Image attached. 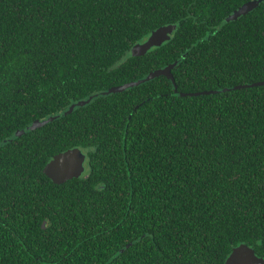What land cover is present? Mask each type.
<instances>
[{
	"label": "trees",
	"instance_id": "1",
	"mask_svg": "<svg viewBox=\"0 0 264 264\" xmlns=\"http://www.w3.org/2000/svg\"><path fill=\"white\" fill-rule=\"evenodd\" d=\"M251 1L0 0V264H226L241 244L264 258V86L233 90L264 82V0L227 22ZM177 61L175 83L15 137ZM75 148L86 173L54 183L45 167Z\"/></svg>",
	"mask_w": 264,
	"mask_h": 264
},
{
	"label": "water",
	"instance_id": "2",
	"mask_svg": "<svg viewBox=\"0 0 264 264\" xmlns=\"http://www.w3.org/2000/svg\"><path fill=\"white\" fill-rule=\"evenodd\" d=\"M260 3L261 0H256L246 3L241 8L236 10L232 15H230L227 18V22L236 21L242 16L249 14L254 9H256L260 5ZM175 30H176V26H165L159 28L158 30L154 31L151 34V36L148 38L146 42L140 43L134 47L133 55L134 56L145 55L153 48L162 46V44L171 40L172 34L175 32ZM178 64L179 62L177 61L174 64L167 66L166 68L159 69L150 73L146 78L142 80L131 82L122 85L120 87L113 88L107 92L90 96L88 100L79 101L71 105L67 111H65L60 115L49 117L46 120L36 121L31 128L16 132L15 137L21 138L26 134H28L29 132L44 127L45 125L52 123L60 119L61 117L71 115L76 108L89 105L95 98L99 97L100 95L107 96L111 94L122 93L130 88L138 87L144 83L151 82L162 76L168 77L169 80L175 83V78L172 72ZM258 86H264V82H258L251 85L237 86L233 88V90L246 89L250 87L254 88ZM214 93L215 92H203V93L199 92V93L190 94V96L195 97L201 95H210ZM181 96L184 97L186 96V94H181ZM86 161H87V157L82 150L78 148L70 149L66 152L56 155L47 164L44 173L54 183L62 184L71 179L80 178L86 172ZM226 264H264V258L259 257L256 254L255 250L250 246H248L247 244H241L233 249L232 253L230 254V256L226 261Z\"/></svg>",
	"mask_w": 264,
	"mask_h": 264
},
{
	"label": "flooded vegetation",
	"instance_id": "3",
	"mask_svg": "<svg viewBox=\"0 0 264 264\" xmlns=\"http://www.w3.org/2000/svg\"><path fill=\"white\" fill-rule=\"evenodd\" d=\"M86 171H87V162H86ZM86 173V172H85Z\"/></svg>",
	"mask_w": 264,
	"mask_h": 264
}]
</instances>
